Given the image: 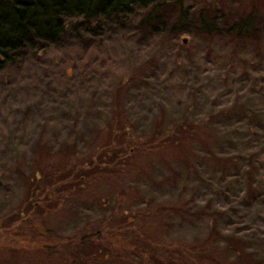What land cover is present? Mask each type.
<instances>
[{"label":"rangeland","instance_id":"obj_1","mask_svg":"<svg viewBox=\"0 0 264 264\" xmlns=\"http://www.w3.org/2000/svg\"><path fill=\"white\" fill-rule=\"evenodd\" d=\"M149 2L0 71V264H264V0ZM113 116L154 152L73 173ZM52 164L70 181L36 208Z\"/></svg>","mask_w":264,"mask_h":264},{"label":"trees","instance_id":"obj_2","mask_svg":"<svg viewBox=\"0 0 264 264\" xmlns=\"http://www.w3.org/2000/svg\"><path fill=\"white\" fill-rule=\"evenodd\" d=\"M136 5L147 7L150 2L149 0H0V71L15 63L16 65L22 63L31 52L46 50L50 46L64 47L71 29L80 35L85 27H89L93 22L129 13ZM257 16L258 10L254 8V11L243 19L233 21L230 26L231 33L239 39L251 36L255 32ZM201 17L205 31L211 33L212 24L204 15ZM72 18H76V22L73 23ZM114 118L116 116H113L104 126L108 134L102 149H99L98 153L92 152V157L89 155L81 159V164L77 163L79 159L76 158L70 167L72 171L75 170L73 173L79 169L96 171L98 167L104 170L109 167L114 169L126 166L129 168L143 155L154 152L151 148L155 147L147 149L133 134L128 133L131 128L130 120ZM176 135L174 132V136ZM184 137H176L174 145L184 142ZM166 142L170 143V140ZM157 145L158 149L163 146V144ZM53 167L54 164L33 170L28 177L30 190L26 197L27 200L36 198V208L47 202L50 193L54 197L58 196L57 190H52L58 187L56 184L64 180H67V183L70 181L72 174L65 175L63 169L62 171L55 170ZM61 172L62 178L55 183V177ZM81 176L82 174H78L75 180ZM74 248H66L62 253H68ZM192 251L187 253L185 258H190L192 264H197L201 261L199 258L205 254V251L195 248ZM185 258H182V263L190 264L185 261ZM165 260L172 263L169 257Z\"/></svg>","mask_w":264,"mask_h":264},{"label":"water","instance_id":"obj_3","mask_svg":"<svg viewBox=\"0 0 264 264\" xmlns=\"http://www.w3.org/2000/svg\"><path fill=\"white\" fill-rule=\"evenodd\" d=\"M188 40H189V39H188L187 37H183V38H182V43H183V44H186V43H188V42H187Z\"/></svg>","mask_w":264,"mask_h":264}]
</instances>
